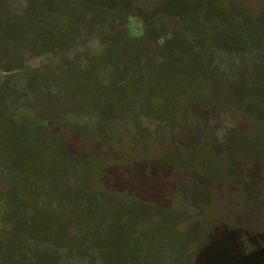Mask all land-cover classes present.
Here are the masks:
<instances>
[{
	"label": "rangeland",
	"instance_id": "374dc122",
	"mask_svg": "<svg viewBox=\"0 0 264 264\" xmlns=\"http://www.w3.org/2000/svg\"><path fill=\"white\" fill-rule=\"evenodd\" d=\"M0 264H264V0H0Z\"/></svg>",
	"mask_w": 264,
	"mask_h": 264
}]
</instances>
